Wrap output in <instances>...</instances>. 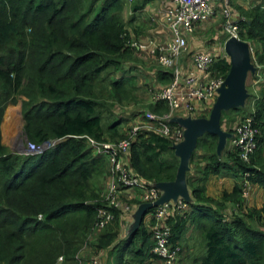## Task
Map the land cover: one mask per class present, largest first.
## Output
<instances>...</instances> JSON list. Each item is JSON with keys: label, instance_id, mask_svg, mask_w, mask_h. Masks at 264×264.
I'll list each match as a JSON object with an SVG mask.
<instances>
[{"label": "trees", "instance_id": "obj_1", "mask_svg": "<svg viewBox=\"0 0 264 264\" xmlns=\"http://www.w3.org/2000/svg\"><path fill=\"white\" fill-rule=\"evenodd\" d=\"M67 1L0 0V123L8 104L21 95L22 129L28 141L38 144L62 139L39 154L11 153L0 143V264L32 262L33 253L27 251L29 239L50 230L59 235L60 228H53V223L74 213H80L83 220L73 232L87 239L103 204L89 190V182L100 158L106 160L104 171L110 167L106 155L97 152L88 138L98 143L110 140L106 135L118 136L120 118L103 122L102 115L110 101L106 94L121 101L122 93L132 91L134 99L132 93L137 89L136 77L129 74L131 67L130 71L124 70V76L109 78L111 71L121 70V63L133 57L128 31L133 16L127 22L123 20L126 0ZM74 2L79 3L78 10ZM143 4L134 3L132 11L140 10ZM232 4L247 17L238 26V38L251 42L254 55L263 61L264 54L258 52L264 53V10L256 1L254 8ZM30 24L36 31L28 35L25 30ZM28 39L34 41L40 58L31 57L35 49L23 42ZM229 62L226 56L217 55L210 66L211 75L225 78ZM161 77L171 81L170 73L163 69L157 72V78ZM249 98L252 105L247 103L246 114H238L227 127L225 116L242 109L222 111L220 125L230 132L232 124L235 126L247 115L253 116L259 135L250 160L243 161L238 149L231 145L223 151V157H218L217 136L203 133L197 139L190 157L191 170L186 174L192 196L188 210L184 215L170 214L163 220L169 226V243L173 246L184 241L191 221L201 227L204 252L189 260L192 264H264V202L257 215L249 209L237 214L228 207L239 202L241 177L246 173L249 182L264 191V83L253 103L251 93ZM208 103L194 102V111ZM148 108L154 112L168 111L163 100ZM128 160L130 169L149 185L173 181L179 165L172 140L153 130L138 134L130 146ZM220 172L233 177L235 184L213 199L205 194L206 181L210 174ZM101 190L97 192L101 194ZM132 202H127L130 210ZM153 211L154 207L146 210L144 218L151 217ZM147 225L149 229L144 222L140 223L119 243L115 240L116 232L111 231L113 236L106 239L112 241H100L97 249L111 247L108 252L114 254L115 264H153L160 257L152 252V219ZM56 240L60 249L62 241L60 237ZM60 255L58 250L40 264H56L54 260Z\"/></svg>", "mask_w": 264, "mask_h": 264}, {"label": "built area", "instance_id": "obj_2", "mask_svg": "<svg viewBox=\"0 0 264 264\" xmlns=\"http://www.w3.org/2000/svg\"><path fill=\"white\" fill-rule=\"evenodd\" d=\"M255 1L257 0H247L245 6H242L254 8L256 4L253 2ZM232 3L237 2L234 0H170L165 10V19L162 21L163 32L158 36H150L141 41H130V46L134 50H147L150 54H154L158 65L171 75L170 83L153 93L154 102L165 101L171 111L182 106L192 111L194 102H212L213 105L217 90L224 81V77L211 75L210 72V66L216 61L217 55L212 52H194L191 56V67L185 71L181 69L182 56L188 49V36L216 15L223 18L225 33L237 36L238 26L244 17ZM223 56L227 57L226 53ZM263 83L264 78L252 77L249 92V95L251 93L254 96L252 103L259 96ZM144 118L152 124L149 130L170 138L172 144H177L183 139V128L171 125L169 113L165 117H157L151 112H145ZM139 129L138 126L132 127L129 137L116 140L102 139L96 143L88 138L89 144L100 154H105L110 163V174L101 188L100 196L104 204L101 205L97 214L96 228H102L109 223L115 211L130 210V205L128 201H123L124 198L131 201L143 193V203H154L160 197V191L154 184L149 185L142 181L128 166V152L134 137L141 132ZM231 133L230 145L238 149L239 157L243 161H249L256 150L257 135H259V128L255 125L253 116H245L243 121L233 126ZM57 143V140L38 144L26 142L24 151L28 154H39L55 147ZM246 184H251L247 173L244 174L242 186ZM242 191L245 196L246 190ZM153 207L151 219L154 245L152 252L160 257L159 259L164 264H174L181 248L179 245L173 246L169 243L170 229L163 220L171 213L182 214L188 209V203L178 197L175 201L168 200ZM90 264H97V262L93 261Z\"/></svg>", "mask_w": 264, "mask_h": 264}, {"label": "rangeland", "instance_id": "obj_3", "mask_svg": "<svg viewBox=\"0 0 264 264\" xmlns=\"http://www.w3.org/2000/svg\"><path fill=\"white\" fill-rule=\"evenodd\" d=\"M40 0H38L39 2ZM69 1V0H68ZM67 1V2H68ZM129 0H126V3H128ZM131 1V0H130ZM134 1V0H132ZM237 3L240 4H246L247 0H234ZM74 4L77 5V10L79 8V3L74 2ZM257 5H260L262 9L264 10V3L263 0H257L256 1ZM130 5V3L128 4ZM240 13V12H239ZM241 16L244 17L245 20H247L246 15L240 13ZM125 20V19H123ZM240 29V28H239ZM36 31V28L33 27L32 24H30V28L25 30V34L31 35ZM238 38L237 36H235ZM187 39V46L189 49V46H194V49H199L198 51H205L206 50H212V53L216 55H225V42L229 38V34H226L224 29H223V18L219 15H216L212 18H210L207 22H204L201 24L199 27H197V30L194 32L193 35L188 37ZM240 39V38H238ZM134 40V39H132ZM242 40V39H240ZM62 41V40H61ZM244 41L249 50V66L246 72V82H245V88L248 91V88L250 89V82L252 80L253 76H260L264 78V60L260 61L258 55H254V50H253V45L251 42H248L246 40ZM24 43H26V47L30 49H35L36 45L32 39L24 40ZM38 52L36 49L34 52L31 54V57L33 59L40 58L38 56ZM42 52V51H40ZM194 52V51H193ZM196 52V51H195ZM259 55H263L264 53L258 52ZM130 58H133L132 56ZM129 58V59H130ZM126 61V60H125ZM123 61L121 63V70L119 71H111L110 73V79H115L119 78L121 76H124L123 72L124 70L130 71V66H131V75L135 74L136 77V82H138L140 85L139 87L137 86V89L132 93L134 95V99H131V92H125L122 93L121 101L115 100L114 98L110 97L108 94H106V97L109 98L110 101H107L109 106L108 108L105 109L103 113V122H107V120H113L115 118H120L121 122L118 125V128H120V132L118 133V136H109L106 135L105 137L110 139V140H116L117 138H122V137H129L131 135V128L138 126L141 132H146L149 130V128L152 126L150 122H148L144 118L145 112H151L157 117H165L166 114H168L167 110L161 111V112H154L150 108H148V105L150 103H147V98L152 96L154 92L157 90L163 88L164 86L168 85L170 83V80H167L164 78V80L161 81L162 85L160 86L159 83L156 81L155 77L150 74L151 70H156V69H162L161 66L158 65L157 61L154 62V64L151 66L149 70H141L134 65H130L129 63ZM138 64V63H137ZM133 69H138L139 71H133ZM160 80V79H158ZM125 94V95H124ZM22 96H18L15 99L14 103L8 104V106H14L13 108L15 110L19 111H13L8 109V106L3 112L2 115V121L0 123V143L10 152L11 147L10 146H16L13 143H7L8 139L13 137V133L16 132L17 130V121H19L20 116L22 118ZM251 104V100L248 97L245 100V104L242 107H236L242 109L239 112L236 113H230L225 116L224 122L226 123V126H230L231 121L233 118H235L238 114L243 113L246 114L249 109L246 107V105ZM208 106L212 105V102L207 104ZM252 105V104H251ZM212 108V107H211ZM210 108V110H211ZM232 109V108H231ZM230 110V109H229ZM229 110H224V112L229 111ZM210 114V112H209ZM208 114V115H209ZM4 115L6 116L5 121H4ZM14 116V118H12ZM193 118L197 117H205L201 115H193ZM15 119H17L15 123ZM23 121V119H21ZM230 122L227 125V121ZM4 121V123H3ZM105 122V123H106ZM24 123V121H23ZM173 125H177L180 127V125L173 123L170 121ZM22 124V122H21ZM20 125V124H19ZM234 124L230 127L231 129L233 128ZM225 127V125H224ZM20 127L18 126V131ZM229 130V128H228ZM227 130V132H228ZM17 131V132H18ZM22 134L26 136V140L24 139L23 144L25 145L26 142L28 141V137L26 133L24 132V129L21 130ZM19 133V135L21 134ZM231 132V131H230ZM110 134V133H107ZM122 135V136H121ZM138 136V135H137ZM137 136L134 137V141L137 139ZM111 138H116V139H111ZM30 144H34L31 143ZM197 144V142H196ZM230 143L229 139H227L224 148L222 149L221 155H218V157H223V151L229 149ZM196 148V147H195ZM195 150V149H194ZM12 153V152H11ZM207 153V152H205ZM106 166V160L104 158L99 159V165H97L96 170L94 175L92 176L90 182H89V190L93 192V194L97 197L102 198L99 194L101 188L104 186L109 174H110V168L108 170L104 171V167ZM109 167V166H108ZM107 171V172H106ZM103 172H106L105 175L103 176ZM190 171H187V173ZM222 172H220L219 176H222ZM186 178V176H185ZM243 177H241L243 181ZM187 181V179H186ZM240 181V180H239ZM242 181L240 184H242ZM257 186V187H255ZM243 189L246 190L247 194L244 196L243 191L241 192V198L239 202L231 203L228 204V207L231 212H235L237 214L240 213H246L248 211H252L256 215L258 214L257 210H259L264 202V191L263 188L258 186V185H251V184H246ZM242 189V190H243ZM99 191V192H97ZM160 191V190H159ZM161 193V191H160ZM103 199V198H102ZM123 201L127 202L129 201L128 199L124 198ZM261 201V204H260ZM99 202H102L104 204L103 200H99ZM102 204V205H103ZM129 204V203H128ZM131 205L133 203H130ZM188 210V209H186ZM129 212V211H128ZM184 215V213H182ZM123 216L129 217V215L124 214ZM227 217H229L226 214ZM67 219L60 220L58 222H54L53 228H60V233L59 235L55 232L54 230L48 231L44 235L36 234L32 236L29 241L27 242V251H32L33 257H32V262L29 264H40L41 261H46L48 258H50L53 253L57 252L58 250L61 251L60 257L57 258L56 264H83L84 261H86L84 264H90L93 261L98 262V256L100 252H108L109 248L111 247H106V250H100L97 249V246L99 247L100 241L101 243L106 241L107 239L109 242L112 240L107 238L110 234L113 236V233H110L111 231H115V240L116 242H120L121 238L126 237L127 233L130 230V225L134 224L135 221H133V216H130L129 218H124L126 219V222H129L130 225L125 226V223L123 224L121 216V212H115L111 221L107 224H105L102 228H92L88 233L87 239L79 234H76L73 232L75 228L79 227L77 224L78 222L82 221L83 218L81 217L80 213H74L69 216H67ZM119 221V222H118ZM202 220H200L201 222ZM255 226V225H253ZM148 228V227H147ZM201 227H197L196 223L191 221L189 224L185 234H184V241L180 243L179 245L185 248V252L189 251L190 249L193 250V253H197V256H200L202 253L200 250H202V247L193 249L189 248L193 246V243L195 242V237L196 238H204L202 235V232L200 230ZM149 229V228H148ZM152 231V230H151ZM54 234V235H53ZM129 235V234H128ZM58 237H60L62 241V246H60V249H58V241L56 240ZM96 246V247H95ZM183 251V250H182ZM119 250L116 251L118 253ZM199 252V253H198ZM184 253V252H183ZM181 252V254H183ZM67 255V256H65ZM188 255L187 257H189ZM129 261V260H128ZM190 262L189 260H187ZM55 263V260H54ZM130 264H133L130 262ZM160 264V263H158Z\"/></svg>", "mask_w": 264, "mask_h": 264}, {"label": "crops", "instance_id": "obj_4", "mask_svg": "<svg viewBox=\"0 0 264 264\" xmlns=\"http://www.w3.org/2000/svg\"><path fill=\"white\" fill-rule=\"evenodd\" d=\"M138 2H143L144 4L141 6L140 10L133 12L131 6L134 3H138ZM169 2H170V0H134V1L131 0V1H128V3H126V6H125V9L123 12V17L127 22V20L133 16L132 20L129 22L130 24L128 25V31L130 33V40L133 41L132 39H134V40L141 41L147 37L158 36L160 33H162L163 32V22L162 21H164V19H165L164 14H165L166 7L169 5ZM129 3H130V5H128ZM193 34H191V35H193ZM191 35H189L188 37H190ZM198 50L199 49H194V46H189V49H187V52L182 56V64H181L182 71H185L191 67L192 53H194L195 51H198ZM154 62H156V58H155L154 54H150L147 50H139V49L133 50V58L127 61V63H129L130 65H134V67L141 69V70H146V69L149 70L151 68V66L154 64ZM138 69L137 70L133 69V71H135V70L139 71ZM158 70H160V69H156V70L152 69L150 74H152L155 77L156 81L161 86L162 85L161 81L164 80V77H161V79L158 80V78H157ZM134 76H135V74H134ZM139 85L140 84L137 82L138 87H139ZM146 102L150 103V104L156 103L152 100V96L148 97ZM13 107L14 106H8V109L13 110L14 112L19 111V110H15ZM210 108L211 107L208 106L207 104H203V107L197 106L196 111H194L195 107L192 111H189L188 109H185L182 106L179 109L173 110V111L169 110V108H168V113L171 115V118H173V117L185 118L187 116L192 117L193 115L205 116V117H197V118H207L208 114L210 112ZM5 118H6V116L4 115V121H5ZM12 118H14V116ZM21 119H22L21 116H20L19 121H17V119H15V123L17 121V130H15L16 132L13 133L14 136L9 138L8 142H7V143H13L14 145H16L14 147L10 146L11 147L10 152H12V153L18 152L22 148L23 141L25 139L24 135L21 132L22 126H23V122ZM4 121H3V123H4ZM21 122H22V124H21ZM18 126L20 127L19 131H18ZM222 129L224 131H227L224 126H222ZM20 132H21V134L19 135ZM189 166H190V163H189ZM190 170H191V166H190L189 171ZM234 184H235V179L229 175L219 176V175L210 174L208 177V180L206 181L205 194L207 196L212 197L213 199H217L223 194L224 191H230L233 188ZM255 187H257V186H255ZM160 188H163V187H161L158 184V189H160ZM142 195H143V193L139 194L138 196L133 198L134 200H132V201L134 203L132 202L133 203L131 205L132 208L130 211L128 210L129 212L128 211L121 212L122 218L120 220H122L123 224L126 221V219H124V218H129L130 216H133L135 214V211L137 210L138 206L140 204H143ZM178 197L184 199L187 203L192 201V196H191V192H190L188 185H187V194L185 192H183L182 194L178 195ZM260 204H261V201H260ZM124 214L129 215V217L123 216ZM169 216H170V214H169ZM133 221H134V217H133ZM150 221H151V217L149 215H147L145 218L143 215L141 223L144 222V225L147 227L148 226L147 224L150 223ZM127 225H130V223L126 222L125 226H127ZM53 227H54V225H53ZM126 236H128V233ZM204 245H205L204 238L199 239V238L195 237V242L193 243V246L188 247V249L189 248L197 249V248L202 247V250H200V252L202 253V251L204 252ZM182 249H183L184 253L181 254L179 259L174 264H192V263L188 262L187 260H191L193 257H194L193 258V260H194L195 258L199 257V256H197V253H193L192 249H190L189 251H186V252H185L184 247H182ZM188 255H190V256L187 257ZM98 261H99V264H115L114 254H110L109 252H105V251L100 252L99 256H98ZM85 262L86 261H84L83 264ZM158 263L164 264L159 259L153 262V264H158Z\"/></svg>", "mask_w": 264, "mask_h": 264}, {"label": "water", "instance_id": "obj_5", "mask_svg": "<svg viewBox=\"0 0 264 264\" xmlns=\"http://www.w3.org/2000/svg\"><path fill=\"white\" fill-rule=\"evenodd\" d=\"M225 53L229 58L230 68L223 83L217 90V97L208 117L192 118L187 116L185 118L173 117L170 119L171 122L183 128V139L177 144H172L175 155L179 158L175 179L170 182L155 184L157 189L158 184L163 187L159 189L161 191L160 197L154 203H143L138 206L133 215L135 222L130 225L128 234L140 225L146 210H150L154 205L162 204L168 200L175 201L178 195L183 192L187 194L185 176L190 169V157L196 147L197 139L203 133L217 136L216 152L218 155H221L227 139L231 138L232 133L222 129L220 119L222 111L244 106L245 100L249 95L245 88L246 72L249 66V50L244 41L235 36H230L225 42ZM24 150L25 145L23 144L18 152L24 154Z\"/></svg>", "mask_w": 264, "mask_h": 264}, {"label": "clouds", "instance_id": "obj_6", "mask_svg": "<svg viewBox=\"0 0 264 264\" xmlns=\"http://www.w3.org/2000/svg\"><path fill=\"white\" fill-rule=\"evenodd\" d=\"M236 4H238V3H236ZM240 4V3H239ZM241 5H244L245 6V4H241ZM245 8V7H244ZM238 37V36H237ZM163 69V68H162ZM164 70V69H163ZM166 71V70H165ZM229 132V131H228ZM231 133V132H230ZM54 140H57L58 141V143L59 142H61V138L60 139H54ZM51 141V140H50ZM26 144V143H25ZM47 150H49V149H47ZM46 151V150H45ZM188 204H189V202H188ZM189 206V205H188Z\"/></svg>", "mask_w": 264, "mask_h": 264}, {"label": "bare ground", "instance_id": "obj_7", "mask_svg": "<svg viewBox=\"0 0 264 264\" xmlns=\"http://www.w3.org/2000/svg\"><path fill=\"white\" fill-rule=\"evenodd\" d=\"M229 37H230V35H229ZM228 57V56H227Z\"/></svg>", "mask_w": 264, "mask_h": 264}]
</instances>
